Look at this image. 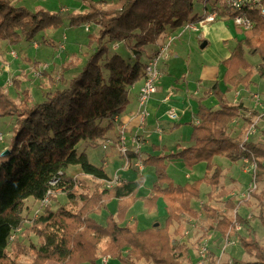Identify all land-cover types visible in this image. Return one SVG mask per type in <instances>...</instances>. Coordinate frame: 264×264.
<instances>
[{"label":"trees","instance_id":"16d2710c","mask_svg":"<svg viewBox=\"0 0 264 264\" xmlns=\"http://www.w3.org/2000/svg\"><path fill=\"white\" fill-rule=\"evenodd\" d=\"M81 1L86 5L83 12L67 9L29 12L9 0H0V41L10 45L30 41L38 31L56 29L64 22L69 27L89 23L98 27L97 34L89 39L90 44H96L95 49L82 66L67 80L61 74L62 85L47 90L41 101L29 105V94L23 92L22 101L17 103L0 88V116L14 115L17 122L8 152L0 161V264H20L9 260L6 249L11 237L15 241L19 238L16 232L23 222L22 204L28 198L43 199L49 182L59 171L64 173L60 187L80 206L74 210L65 206L53 210L47 206L33 220L31 228H35L41 239L34 264L45 260L57 264H97L100 256H107V263L114 260L120 264H187L189 245L173 237L169 230L184 215L195 217L197 212L204 213L210 221L208 230L226 238L236 227L246 224L237 215L233 197L222 201V209L207 203H200L199 211L191 207L192 200H199V186L203 182L213 190L219 185L223 170L212 159L223 156L236 163L246 158L255 165L254 184L264 174V141L244 139L243 133L232 135L229 129L232 122L241 119L246 133L253 130L248 135L250 138L257 131L258 121H264V107L259 112L241 102H229L225 96L229 88L248 87L254 74L264 79V17L248 11L252 28L244 31L230 55L222 61L225 71L221 80L227 87L222 90L215 81L207 91L217 100L218 108L206 106L202 97L196 99L199 122L190 124V145L167 154L128 153L129 163L140 159L143 167L154 169L155 180L149 193L142 197L144 205L150 211L156 208L159 199L165 202L166 218L162 226H155L153 223L157 221H154L149 227L138 228L137 222L122 223L137 200L144 181L142 174L109 188H95L88 195L77 191L75 179L66 176L65 171L78 166L84 175L95 180L109 178L102 165L89 162L84 146H95L109 132L117 130L120 121L114 117L126 109L130 87L141 81L148 59L157 51V42L168 30L193 21L194 9L206 0H113L110 4L104 0ZM116 42L124 44V54L117 51L118 47L112 48ZM249 56L259 58L255 66ZM78 66L77 58L63 64L61 71ZM50 85L56 84L51 81ZM176 159L187 168L205 162L204 176L192 183L175 184L167 167L170 160ZM164 186L169 191H164ZM227 194L225 190L219 197ZM257 198L260 204L264 203V189ZM112 200L117 203L115 212L108 213L104 225L96 222L91 214H100ZM259 222L264 228V217L259 216ZM173 233H179L178 228ZM205 237L203 234L200 239ZM103 240L107 241L106 245L99 251L98 244ZM238 241L254 260L231 258L230 262L221 264H264V246L241 236ZM207 255L206 249L202 260Z\"/></svg>","mask_w":264,"mask_h":264},{"label":"rangeland","instance_id":"374dc122","mask_svg":"<svg viewBox=\"0 0 264 264\" xmlns=\"http://www.w3.org/2000/svg\"><path fill=\"white\" fill-rule=\"evenodd\" d=\"M9 1L14 6H21L29 12H35L40 9L44 11L54 12L60 10L61 8L67 9L69 11L83 12L86 9V5L81 0ZM104 1L106 2V4H110L111 2H113V0ZM212 3V0H208V4ZM202 8V4H198L194 9L193 14L195 16L201 15ZM225 25L233 35V42H236L238 38L243 36L244 31L237 30V28L232 24L231 21H226ZM97 31L98 27L94 23L83 24L78 27H69L68 22H64L60 27L56 29L50 28L38 31L30 41L22 40L11 45L7 44L4 41H0V88L3 89L4 92L9 94V96L12 97V99L17 103L22 101L23 92H27L29 94V105H31L33 102L41 101L47 90L51 91L58 85H62L59 81V76H61V74L63 76V79L66 78L67 80L72 75H74L75 72H77V70L82 66L87 56L90 55L95 49L96 44H90L89 39L91 38V36H95L97 34ZM60 45H62L63 47H60ZM115 45L116 47H113L112 45L113 49L118 47L117 51L123 54L126 52L123 43L116 42ZM77 58L80 60V66L69 70L64 69V72L62 73L61 66L63 64L69 63V61H74ZM248 58L250 61H252V64L254 66L258 63L257 61L259 58L257 56H249ZM197 59L199 58L193 55L190 57V71L188 74H185V80L188 82L187 92L184 93L182 99L180 97V99L175 100L176 97L171 96L168 100H164L166 104L160 105L153 104V102L149 100V103L147 105V109L150 113L149 119L159 117L162 125L167 124L168 122H170L169 118L167 117V111L172 107L176 109L179 117V122H177L176 120V125L173 129L174 132L161 134V141H159L158 139V133H154L149 138V147H151L152 144L154 146V152L155 150H160L163 145L169 146L170 144H172V146H174L175 143H181L182 145H184L189 142L191 133L190 119L197 109V101L194 100V98L189 99L188 93H193L194 90L198 87L195 83V78L199 74V70H195L192 67V65L197 62ZM169 73L170 72L168 71V74ZM255 75L256 76L254 81L260 85V87L262 88L261 91L262 93H264V79L260 78L257 74ZM170 76L171 75L165 74L164 80L167 81ZM176 76L180 77V75ZM51 81L55 82L56 85H54V87L50 85ZM169 81V85L167 83L162 84L163 92H165L167 87L172 91L178 89V84H172ZM184 82L185 81L181 79L178 83L182 84ZM210 82L211 80H205L204 84L200 87V90H202L201 88L208 87ZM210 101L212 102L211 106L218 104L217 100L214 97H212ZM16 127V116H0V132H2L4 136L3 140L0 142V161L2 159L1 153L5 150H8V147L10 146V142L13 134L15 133ZM263 128H261L260 125H256V133H254L253 136H250V138L248 137V139L257 142L264 141ZM229 129L232 135H237L238 133H243V137L246 135L245 124L241 119H237L232 122L229 125ZM118 135V130L114 129L113 134L110 137H106L103 140L97 141L95 146H93L94 144H91L92 146L85 147L86 149H84V151L89 162L97 166L101 165L102 158L111 151L109 147L116 144L115 141ZM107 138L113 140L114 143H106ZM103 144H106V149H103ZM181 148H184V146H179V148H177L175 152H178ZM105 151H107V153ZM170 161L171 162L168 165L169 167H167V171L175 184L183 185L186 182L192 183L193 181L202 178L206 172L205 162H200V165L197 167L195 165L192 168H187L180 159ZM116 162L117 163L113 166H106L109 174L118 172V174L123 177L122 174L125 171L130 173L131 171H136V177L141 174L143 175V173H141L142 171L139 172L135 167L134 161L126 163L124 158H122V156L120 155V157L118 156L116 158ZM212 163H217L218 166L225 169V171L221 175L220 182L218 183L219 185L217 186V188H214V190L209 185H202L203 183L199 186V201L195 203V210H200V203H207L209 206L222 209V201L233 197L234 200L232 203L234 204V206H236L235 208L237 211V215L246 220V224H241L240 226L236 227V229L232 231L233 233L231 232L232 237H230L231 234H229L227 238L221 236L220 234L215 235L214 238H212L213 244H210L215 251L207 248V250L209 251V255H207L208 257L205 258L207 260L206 264H209L210 261H212L211 263L214 264L230 262L231 258H238L241 261H253V255L246 254L241 246L240 249L243 250V253L240 255V257L234 253H229L228 250L226 251L224 247L226 246L225 242L227 241L232 242V244L233 242L239 243L238 238L240 236L244 237V239L246 240H255L260 245L264 246V228L259 222V216L264 217V203L260 204V201L257 198L258 195L261 194V190L264 189V174L261 176L260 182L254 184L252 181V168L250 169L249 162L246 163V161L241 159L236 163H232L230 162V160L223 156H215L212 159ZM121 166L123 169L119 171L117 167L121 168ZM199 170H201V173H199ZM186 174H188L189 177ZM65 175L75 179L77 191L79 193L91 195L95 188L98 189L107 187L105 181L95 180L90 176L84 175L78 166L68 167V169H66L65 171ZM154 177L155 174L153 170L147 173L145 181H143L142 186L137 192V200L134 202V204L132 203L131 208L127 212L125 220L122 224L137 222L138 228H144L147 226L149 227L154 221H157L161 226L164 224V200L159 199L157 201L156 208L150 211L143 203L142 197L146 196L147 194L142 195L141 189H143V186L151 188L154 182L153 181L151 184V181ZM164 187V191H169V188H167L166 186ZM222 187L223 189L220 191V188ZM225 190L228 191V194L223 198H220L219 196H222L221 193L225 192ZM209 196L212 198L209 199ZM201 198H204V200H202L203 202L200 201ZM116 205V200H112L107 204L108 208L106 210H102V212L98 215L91 214V217L96 222L104 225L106 216L108 215V213L115 212ZM22 206L23 222L21 223V228L16 232L17 234H20L19 238L17 241H15L13 240V237H11V242L7 245L6 251L9 260L16 261L20 264H34L37 256V246L41 242V239L35 231V228H31L33 220L36 219L40 214H42L45 207L47 206V208H51L53 210L61 206H65V208H67L68 210H74L79 208L80 202H74L73 199H69L66 195V192H64L60 187V189L55 190L54 193L49 196V202L45 207H42L40 205V201H35L32 198L24 200ZM197 213L198 214L195 217L184 215L182 221L179 222V224L173 223L169 227L170 233L173 237L175 236L180 241L188 243L189 247L191 248L200 246L199 243L201 242V240L205 239H200L203 234L207 235V232L214 231L208 230L210 221L204 217V213ZM176 228H178L179 233L174 234L173 231ZM106 242V240H103L98 244L99 251L103 250ZM203 242H206V240ZM104 258L108 259L107 256H100L96 263L105 264L103 260ZM200 260L203 261L202 258H200ZM42 264L57 263L52 260H45L42 262ZM107 264L120 263L118 261L110 260V262Z\"/></svg>","mask_w":264,"mask_h":264},{"label":"crops","instance_id":"0c3cea01","mask_svg":"<svg viewBox=\"0 0 264 264\" xmlns=\"http://www.w3.org/2000/svg\"><path fill=\"white\" fill-rule=\"evenodd\" d=\"M225 23L226 21L217 19L216 21L211 22V23L197 25L196 30L184 29L180 26L174 30H168L165 34H163L161 39L157 42V45L155 46L156 48L155 50H157V48L162 43L165 42L166 37L168 35H173L175 38H174V41L169 46V52L167 53V56L159 60V67L161 69L162 74L157 82V91L149 99L151 102H153V104H157V105L166 104L163 100L166 95H169V98L171 96H175L176 97L175 100L180 99V97L181 99L183 98L184 93L187 92V85H188V82L185 80V74H188L190 71L189 62H190V57L193 55L199 58L197 59V62H195L192 65V67L195 70H199V74L195 78V83L197 84L198 87L194 90L193 93H188L189 99L194 98V100H196L197 98L202 97L204 98L202 102L206 106L212 109L218 108V104L211 106L212 102L210 100L212 99L213 96L210 94H206V92L215 83V81L219 82L220 88L222 90H224L227 87L225 84H223L221 80L223 73L225 71V67L222 64V61L230 55L231 51L236 46V42H233L232 40L233 35L231 34L230 30L225 25ZM234 35H235V32H234ZM204 40L207 42L206 46L204 48H200L199 47L200 43ZM168 71L170 72L169 74H168ZM165 74L171 75L167 81L164 80ZM176 75H180V77H177ZM255 76L256 75L254 74L253 77L251 78V83L249 84L248 87L238 86L236 88H229L230 90L225 92V96L228 99V101L236 102V103L241 102L247 107H250V108L256 109L259 112H262V109L264 107V93H262L261 91L262 88L260 87V85L254 81ZM180 78L184 80L185 82L182 84L178 83L179 80H181ZM205 80H211V82L208 85V87L201 88L202 90H200V87L204 84ZM168 81L171 82L172 84L173 83L178 84L179 85L178 89L172 91L171 89H168L167 87L165 92H163L162 84L167 83L169 85ZM139 86H140V82H136L133 86L130 87L129 94H128L129 103L126 109L124 110V112L121 115H119V120L120 122L127 123L126 131L128 134L140 135L141 141H142L140 152L143 153V155H145L146 153L148 154H159V153L167 154L171 151L175 152V150L179 148V146H184V147L189 146L190 145L189 142H187L184 145H182L181 143H175L174 146H172V144H170L169 146L163 145L160 148V150H155V152H154V146L152 144H151V147H149V138L154 133H158L159 135L158 139L159 141H161L162 140L161 134L174 132L173 129L176 125V120H170V122H168L167 124L162 125L159 117H155L154 119H149L150 113L147 109L148 116L145 120V123L142 127H139L138 126V116H137V113L139 111V106L137 102ZM170 87H173V86H170ZM184 88H185V92H184ZM196 111L195 113H193V116H191L190 124L191 123L195 124L199 122L198 119L196 118ZM178 119L179 117L177 118V122H179ZM258 125H260L261 128H263V121H258ZM112 134H113L112 132H109L107 134V137H110ZM87 146L88 145H85L84 149H86L85 147ZM109 148L111 151L108 152V154L102 158L101 165L103 166L107 175L111 176L113 173L109 174L106 169V166H109V165L113 166L114 164H116L117 163L116 158L118 156L120 157V155L117 153L115 145L110 146ZM105 152L107 153V151ZM170 162L171 161L168 162V165L170 164ZM214 164H217V163H214ZM199 165L200 164L196 165V167ZM118 167L117 169L119 171L123 169L122 166L121 168H118ZM221 169L223 170V172L225 171V169L223 168ZM152 170L154 172V169L152 167H143L141 170L142 172L139 170L138 171L143 173L144 181H145L147 173ZM124 173L122 174L123 177H121L123 179L137 178L135 176V173L137 174L136 171H131V173L125 171ZM199 173H201V170H199ZM229 174H230V171H229ZM154 180H155V177L152 179L151 184ZM202 185L207 186V184L204 182ZM149 190L150 188H148L147 186H143V189H141L142 195L148 194ZM202 200H204V198H201L200 201L203 202ZM198 201L192 200L190 203L191 207L196 209V207L194 206H195V203ZM164 207H165V203H164ZM165 218H166V214H165ZM207 233L209 235L207 234L205 239L201 240V242L199 243L200 246L198 247L196 246V248L189 247L190 261L187 264H204V263L206 264L207 260L206 259L203 260L204 261L203 263V261L200 260L201 256L199 255V251L203 246H205L206 249L210 248V250L215 251L214 248H212L210 244H213L212 238H214L215 235L220 234V233L217 231L216 232L209 231ZM205 240L206 242H203ZM231 243L227 244L225 242L226 244V246L224 247L225 250L226 251L228 250L229 253H234L240 257V255L243 253V250L240 249L241 247L239 243L233 242V244L230 245Z\"/></svg>","mask_w":264,"mask_h":264},{"label":"built area","instance_id":"2783aa9c","mask_svg":"<svg viewBox=\"0 0 264 264\" xmlns=\"http://www.w3.org/2000/svg\"><path fill=\"white\" fill-rule=\"evenodd\" d=\"M212 4H208V0L204 1L202 6V14L199 16H195V19L193 21H186L184 22L181 27L184 29H197V25L211 23L216 21L217 19H221L223 21H231L232 24L241 31H246L253 26V21L248 15V11H255L260 16L264 17V0H212ZM173 35H168L166 37V40L164 43H162L158 48L155 54L148 59L145 69H144V75L140 81V86L138 90V97L137 102L139 106V111L137 113L138 116V126L142 127L145 123V120L148 116L147 111V103L150 99V97L157 91V82L161 76V69L159 67V60L163 57L167 56L169 46L174 41ZM116 44V43H115ZM113 44V47H116V45ZM60 47H63L60 45ZM169 95H166V97L163 100H168ZM167 117L169 120H177L178 114L175 108H171L167 111ZM115 121H120L118 116L114 117ZM117 130L119 132V135L116 138L115 141V147L116 151H118L119 155L124 158L126 163H128V157L127 154L130 151H133L134 153H140L141 149V137L138 134H128L127 133V123L126 122H120L117 125ZM253 132L248 131L246 135L244 136V139L248 138V135ZM4 136L3 133L0 132V142L3 140ZM106 143L113 144L114 141L111 139H106ZM110 144V145H111ZM103 149H106V144L102 145ZM246 163L248 160L243 158ZM134 165L137 168V170L141 171L143 168V165L141 163L140 159H137L134 161ZM249 167L253 172V169L255 168V165L252 163H249ZM64 175L63 172L59 171L57 176L54 177L49 183L50 187L47 189L45 196L43 199L40 200V205L42 207H45L49 202V196L54 193L55 190L60 189V184L62 182V176ZM106 183V186H113L115 184L120 183L123 181V178L116 172L109 178L103 180ZM229 243L228 241L226 242ZM206 253V248L203 246L200 251L199 255L203 259ZM105 264H107L106 258L103 259Z\"/></svg>","mask_w":264,"mask_h":264},{"label":"water","instance_id":"95a60500","mask_svg":"<svg viewBox=\"0 0 264 264\" xmlns=\"http://www.w3.org/2000/svg\"><path fill=\"white\" fill-rule=\"evenodd\" d=\"M206 43H207V42H206L205 40L202 41V42L200 43V46H199V47H200V48H204V47L206 46ZM7 152H8V150H5V151H3L1 154L4 155V154H6ZM158 224H159L158 222H155V223H154L155 226H157Z\"/></svg>","mask_w":264,"mask_h":264}]
</instances>
